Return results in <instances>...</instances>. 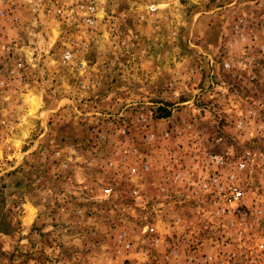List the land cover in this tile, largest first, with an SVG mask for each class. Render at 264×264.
<instances>
[{"label":"rangeland","instance_id":"374dc122","mask_svg":"<svg viewBox=\"0 0 264 264\" xmlns=\"http://www.w3.org/2000/svg\"><path fill=\"white\" fill-rule=\"evenodd\" d=\"M0 264H264V0H0Z\"/></svg>","mask_w":264,"mask_h":264},{"label":"built area","instance_id":"2783aa9c","mask_svg":"<svg viewBox=\"0 0 264 264\" xmlns=\"http://www.w3.org/2000/svg\"><path fill=\"white\" fill-rule=\"evenodd\" d=\"M58 11H60V9H58ZM1 46H2V47H5V44H2Z\"/></svg>","mask_w":264,"mask_h":264}]
</instances>
